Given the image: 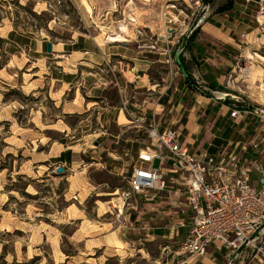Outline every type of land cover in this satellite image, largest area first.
Here are the masks:
<instances>
[{
  "label": "rangeland",
  "instance_id": "rangeland-1",
  "mask_svg": "<svg viewBox=\"0 0 264 264\" xmlns=\"http://www.w3.org/2000/svg\"><path fill=\"white\" fill-rule=\"evenodd\" d=\"M203 1L0 0V165L9 169L0 172V256L4 261L182 264L188 260L183 249L184 231L178 235L172 231L173 225L185 217L184 179L178 178V184L166 180L173 187L153 202L139 198L124 201L120 197L127 187L125 177L133 166V154L148 141L132 121L117 123L118 108L132 112L133 105H143L144 100L158 95H149L142 89L119 94L116 87L108 84L113 76L120 82L118 70L106 71L108 66L121 62L122 68L134 69L137 79L146 74L144 78L159 89L170 85L172 71H177L174 59L184 55L192 24L202 16L204 21L210 20L217 7L226 2ZM261 1L248 4L250 17L240 15L236 7L229 20L240 22L244 17L245 23H255L264 41V10L261 12L258 4ZM117 35L126 41L117 42ZM73 39L80 43L94 41L98 49H104L102 65L92 70L103 80L83 69L78 70L70 86L60 87L55 80L61 79L62 70L53 52L41 57L32 53L36 41L57 45ZM166 46L171 51L169 64L157 54L160 49L168 50ZM182 46L184 51L178 54ZM109 47L126 59L108 58ZM259 51L264 53L262 47ZM130 57L137 60H128ZM246 62L251 60H237L240 68ZM81 78L86 79L84 90L77 83ZM90 81L99 88L88 92ZM259 81L264 83V72L248 77L237 69L227 75L224 85L230 87V94L239 95L242 90L245 93L240 97L248 96L259 103V93L264 94L256 88ZM194 86L213 98L222 97L209 94L199 83L194 82ZM63 89L66 92L61 96ZM126 118L129 120L127 114ZM123 136L133 141L127 144L133 154L120 158L108 155L105 150L119 155ZM66 146L72 147L70 151L74 153L87 151L86 170L75 166L70 171L66 165L62 174H56L52 164L59 161L55 156ZM92 151H96L97 156L92 155L96 161L90 160ZM159 165L158 160L153 162L154 167ZM161 165L166 169L169 163ZM14 188H23L25 195L11 191ZM67 206H71L69 215L81 218L82 223L67 219ZM78 228L79 236L72 238ZM112 232L120 244L115 238L104 237Z\"/></svg>",
  "mask_w": 264,
  "mask_h": 264
},
{
  "label": "crops",
  "instance_id": "crops-1",
  "mask_svg": "<svg viewBox=\"0 0 264 264\" xmlns=\"http://www.w3.org/2000/svg\"><path fill=\"white\" fill-rule=\"evenodd\" d=\"M251 1L238 0L239 3H237V0H234V8H240L236 9L240 15L250 17L248 15V4ZM263 2L264 0L258 3L261 12L264 10ZM232 13L233 10L225 14H214L209 18L210 20L206 21H204V16H202L192 24V33H189L191 37L187 41L184 55L181 56L188 67L191 75L190 80L182 74L177 64V71H172V78H174L172 79V83L162 89H159L157 85L151 84L148 79H145L146 74L137 79L133 75L134 69L122 68L121 62H116L117 64L115 65L113 63L109 68L113 72L116 69L118 70L120 82L126 91L128 89H142L149 92V95H153L154 93L158 95L150 98L148 101L144 100L143 105H133L135 110L132 111L130 109L131 113L144 116L148 123H155L159 132L165 129L177 131L178 141L190 153L194 155L204 153V155L212 159L223 153H233L253 163L261 164L264 168V94L260 92L258 95L260 102L254 103L248 96L247 99L240 97V94L245 93L242 90L238 91L240 92L238 93L239 95L230 94V91H227L230 90V87L224 85L227 75L234 74L237 69H247V65L249 64H251V68L248 71V77H251V75L258 76L264 72V53L259 51L260 47L264 50L263 36H258L255 23H245L244 17H241L240 22L230 21L229 18ZM219 15H222L226 19H222ZM257 22L259 25H262L260 19ZM121 29L124 31V28ZM247 30L249 31L247 32ZM117 39L119 40L117 42L125 40L120 35H117ZM160 42L162 43L163 41ZM169 43L172 44V42ZM46 45V43L36 41L32 53L39 55L38 57H41L43 54H49L46 50ZM166 47L168 50L160 49L161 51L157 53L159 56H164L165 62L171 54L169 46ZM43 48H45V51H43ZM99 48L96 47L94 41L80 43L78 39H73L63 44L51 45L52 56L56 58L57 66L62 70L61 79L55 80L58 86H70L71 82L77 78L78 70L81 71L83 69H86L88 72L90 71L89 73L87 72L88 74L98 76L99 79L103 80L104 78L99 73L92 72L94 67H100L103 62L101 51H103V54L105 52L104 49ZM110 48L112 47L107 48L108 58L115 59L119 57L126 59V57L120 54L121 52L110 51ZM97 51L99 54H97ZM136 54H139V52ZM246 59L247 61L251 60V62H246L240 68L237 60L242 63ZM128 60L135 61L137 59L130 57ZM174 60L176 61V59ZM253 60L258 61L254 62ZM98 70L100 71V68ZM238 76L240 78V75ZM81 79L83 82H80ZM81 79L77 83L80 89L84 90L85 87L83 85L84 83L86 84V79ZM91 81V87L86 89L88 92H92L100 86L93 85L94 83ZM194 82L201 84L202 89L210 92L209 94L221 95L222 97L213 98L203 91L202 93L197 92L193 87ZM101 85L105 86L104 83ZM251 88L250 86H246V90H251ZM256 88L264 91V83L260 82ZM65 90L61 91V96L66 92ZM91 98L100 99L98 96ZM112 108L115 109V107ZM234 109L238 111V115L235 118H231L230 113ZM118 111L117 123H130L126 118L124 109L121 107L118 108ZM233 124L237 126L234 130ZM121 140V143L124 145L119 155L105 150L108 155L120 158V155L126 157L132 153L127 144L133 141L125 136ZM70 149L72 147L66 146L58 151L55 158H58L59 161L53 163L52 166H62L63 172L66 165L70 171L75 166H83L82 171L86 170L89 166V164L84 162L87 151L74 153ZM137 151L134 154L132 153V160L136 158ZM89 155H91L90 160L96 161V158L92 157V155L97 156L96 151L90 152ZM120 170L123 171V168ZM251 177L252 180L256 177L253 181L258 180V175L254 171H252ZM70 208L71 206L65 208L67 219L77 220L82 223L81 218H73L69 215ZM80 230V228L74 230L71 237L79 236ZM104 237L106 239L115 238L117 244L121 243L114 232ZM223 263V252L214 246H210L203 254L189 257L182 264Z\"/></svg>",
  "mask_w": 264,
  "mask_h": 264
},
{
  "label": "built area",
  "instance_id": "built-area-1",
  "mask_svg": "<svg viewBox=\"0 0 264 264\" xmlns=\"http://www.w3.org/2000/svg\"><path fill=\"white\" fill-rule=\"evenodd\" d=\"M151 50L155 47L151 46ZM183 51L184 46L178 54ZM171 62L168 56L166 64ZM250 68L251 64L241 72L248 75ZM108 72L113 73L110 68ZM108 84L116 87L119 94L125 92L115 76ZM194 88L202 93L197 86ZM123 109L129 121L146 135L148 144L138 149L125 177L127 187L120 197L124 201L139 198L153 202L173 187L166 180L169 184H178V178L184 179L185 217L172 227L177 235L180 230L184 231V252L194 257L214 246L223 252V264H264V168L261 164L233 153H223L215 159L204 153L194 155L178 141L177 131L159 132L155 123ZM237 115L235 109L230 113L231 118ZM156 160L160 163L158 167L153 166ZM165 162L169 163L166 169L161 165ZM252 171L258 175L257 181L251 179Z\"/></svg>",
  "mask_w": 264,
  "mask_h": 264
},
{
  "label": "trees",
  "instance_id": "trees-1",
  "mask_svg": "<svg viewBox=\"0 0 264 264\" xmlns=\"http://www.w3.org/2000/svg\"><path fill=\"white\" fill-rule=\"evenodd\" d=\"M210 1L211 0H204L203 3L206 4L207 2L209 3ZM233 8H234V0H226V2L224 4L217 7V9L214 11V14H225V13L231 11ZM176 64H177L178 68L180 69V71L182 72V74L185 75L188 78V80H190L191 75L189 73L188 67L184 63V60L181 56L176 57ZM4 169H7V167L0 165V172L3 171ZM7 170L9 171V169H7ZM11 191H16L22 195H25V193L23 192V188H21V189H15L14 188ZM66 255L70 256L69 254H66ZM33 262L34 261H29L27 263H17L16 261H13L11 263H7L6 261H4V257L0 256V264H33Z\"/></svg>",
  "mask_w": 264,
  "mask_h": 264
},
{
  "label": "water",
  "instance_id": "water-1",
  "mask_svg": "<svg viewBox=\"0 0 264 264\" xmlns=\"http://www.w3.org/2000/svg\"><path fill=\"white\" fill-rule=\"evenodd\" d=\"M252 1L259 2L260 0H252ZM46 50L48 53H51V44L50 43H47ZM95 144H97V143H95ZM62 173H63L62 167H57L56 168V174H62Z\"/></svg>",
  "mask_w": 264,
  "mask_h": 264
},
{
  "label": "bare ground",
  "instance_id": "bare-ground-1",
  "mask_svg": "<svg viewBox=\"0 0 264 264\" xmlns=\"http://www.w3.org/2000/svg\"><path fill=\"white\" fill-rule=\"evenodd\" d=\"M120 41H121V39H120Z\"/></svg>",
  "mask_w": 264,
  "mask_h": 264
}]
</instances>
